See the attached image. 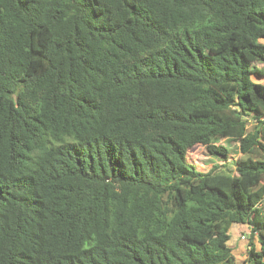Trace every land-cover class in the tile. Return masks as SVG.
Returning a JSON list of instances; mask_svg holds the SVG:
<instances>
[{"label":"trees","instance_id":"1","mask_svg":"<svg viewBox=\"0 0 264 264\" xmlns=\"http://www.w3.org/2000/svg\"><path fill=\"white\" fill-rule=\"evenodd\" d=\"M253 77L264 0H0V264H264Z\"/></svg>","mask_w":264,"mask_h":264},{"label":"rangeland","instance_id":"2","mask_svg":"<svg viewBox=\"0 0 264 264\" xmlns=\"http://www.w3.org/2000/svg\"><path fill=\"white\" fill-rule=\"evenodd\" d=\"M253 80L264 83V77H253ZM217 144H222V145L226 144L228 146L229 154L226 160L218 156L210 154L208 150L206 149V147L200 144H196L192 148L189 149L188 159L192 161L194 164H196L199 170L207 171L214 164L221 165L223 164V162L232 163V161L239 159L241 157H244V155L237 149V144H238L237 142L233 141V142L228 143L223 139L219 141ZM229 231H230L229 242H231L234 235H237L240 245L244 246V251H242V253L237 256V260L235 259L236 264H240L242 260L244 259L243 254L246 255V249L248 248V245H249L248 241L250 238V230L246 223H233ZM241 235H244L245 239H242ZM252 241L255 243L256 250H259V244L255 242L256 241L255 237L252 238Z\"/></svg>","mask_w":264,"mask_h":264},{"label":"crops","instance_id":"3","mask_svg":"<svg viewBox=\"0 0 264 264\" xmlns=\"http://www.w3.org/2000/svg\"><path fill=\"white\" fill-rule=\"evenodd\" d=\"M229 240H230V238H229ZM229 240H228V245L232 248V253H233L235 259L237 260V256H238L239 254H241L242 251H244V246H243V245H240V243H239V239H238L237 235H234V236H233L231 242H229ZM242 246H243V247H242ZM242 249H243V250H242ZM245 256H246V255L243 254V257H244V258H245ZM240 264H241V263H240Z\"/></svg>","mask_w":264,"mask_h":264},{"label":"built area","instance_id":"4","mask_svg":"<svg viewBox=\"0 0 264 264\" xmlns=\"http://www.w3.org/2000/svg\"><path fill=\"white\" fill-rule=\"evenodd\" d=\"M249 227V230H250V226H248ZM241 238L242 239H245V236L244 235H241Z\"/></svg>","mask_w":264,"mask_h":264}]
</instances>
